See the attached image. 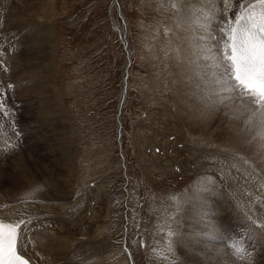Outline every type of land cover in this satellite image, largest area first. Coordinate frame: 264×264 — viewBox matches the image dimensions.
I'll use <instances>...</instances> for the list:
<instances>
[{"label": "rangeland", "instance_id": "374dc122", "mask_svg": "<svg viewBox=\"0 0 264 264\" xmlns=\"http://www.w3.org/2000/svg\"><path fill=\"white\" fill-rule=\"evenodd\" d=\"M190 1L178 0L179 8ZM12 2L20 3L16 12L24 15L32 10L49 13V26L21 32L30 22L22 15L23 22L14 20ZM171 4L172 0H0V41L9 48L0 45V62L7 68L0 67V86L11 110L10 118H0L7 130L0 149L4 151L2 140L7 137L13 145L0 156V207L9 198L51 183L60 187L59 194L71 196L99 177L104 188L100 209L93 210L86 196L83 219L67 222L64 246L78 247L79 260L90 255L82 242L95 245L96 232L102 229L99 239L105 247L99 255L106 264H128L132 258L134 264H225L213 250L216 240L224 246L228 262L247 264V257L237 261L227 251L229 237L243 241L251 254L246 262L264 264L259 252L263 248L264 254V235L250 229L248 221V216L264 220V157L258 145L245 140L243 117L234 119L238 105L220 104L193 82L196 78L183 52L190 49L172 31L185 16L182 10L173 11ZM192 29L186 36L204 30L197 24ZM13 32L22 38L27 32L40 41L32 64L29 57H21L23 73L15 70L16 44L4 39ZM46 48L49 65L35 59ZM188 70L191 76L186 81ZM28 76L33 81L30 87ZM125 77L128 87L121 108ZM8 84L14 87L7 89ZM12 124L19 136L13 134ZM237 155L253 161V167ZM196 165L209 167L214 175L201 179ZM236 197L248 203L244 210ZM197 219L210 227L200 231Z\"/></svg>", "mask_w": 264, "mask_h": 264}, {"label": "bare ground", "instance_id": "6f19581e", "mask_svg": "<svg viewBox=\"0 0 264 264\" xmlns=\"http://www.w3.org/2000/svg\"><path fill=\"white\" fill-rule=\"evenodd\" d=\"M9 1V0H8ZM12 1H16V0H12ZM255 0H248V2L252 3ZM11 2V1H10ZM178 2V0H177ZM186 2V0H185ZM188 2V1H187ZM196 3L194 4V0H191L190 3H188L187 5H183L179 10H180V14H181V10L183 11L182 14L184 13V20L180 23H174L176 26V29H171L173 31L174 36L176 37V40H179L180 43H186L187 47L186 49L189 47V53H188V49L187 50H183L184 55H186L187 58H185L188 62L189 65L191 67V70L193 69L194 65L191 63V61L196 59V53L198 51L199 48H211L213 51H216L217 49L222 48V39H221V32L220 29L224 26L225 20L232 16L233 13L232 12H228L227 15H225L223 13V3L222 0H196ZM14 4V2H12ZM11 3V5H12ZM181 3V2H180ZM179 4V3H178ZM10 5V4H9ZM10 5V6H11ZM182 5V4H181ZM180 5V6H181ZM202 5L204 6H209V7H213L215 8V11L211 13L210 17L206 20V22L203 23V31H201L199 29V33L194 32L196 35H194V33H192L193 35H187V33L191 32L190 30L192 29V25L193 24H197L199 23V21L197 22H193V17L196 15V13L193 11V9L195 8H199ZM20 3L16 2L14 4V6H12L14 8V13H17L16 15V22L20 21V16L22 15L23 17L27 18L25 19L26 21L30 22V23H26V25H22V29L21 32L26 31L28 32V27L30 26H38V27H42L43 24H45L46 26H49V13L47 14V16H44L43 14H41V11H31V14L28 15H24L23 13L20 12H16V9L19 8ZM43 7V6H42ZM9 9V8H8ZM12 9V8H10ZM9 9V10H10ZM43 9L46 10H50L49 8L43 7ZM178 10V12H179ZM11 11V10H10ZM8 11V12H10ZM20 11V9H19ZM174 11V9H173ZM7 12V13H8ZM12 13V12H10ZM121 13V12H120ZM176 15H178L177 13H174ZM14 15V14H12ZM174 17V20L178 19L179 16ZM11 16V15H10ZM181 16V15H180ZM177 17V18H176ZM10 18V17H9ZM176 18V19H175ZM183 18V16L181 17ZM12 21V20H11ZM180 20H178L179 22ZM10 22V21H9ZM23 22V21H20ZM173 22V21H171ZM175 22V21H174ZM21 24V23H20ZM42 24V25H41ZM178 24V25H176ZM172 25V24H171ZM44 26V25H43ZM174 26V25H172ZM12 28V27H11ZM21 26L19 25L18 29H20ZM46 29V27H43ZM182 29L181 32H179ZM16 30V29H14ZM47 30V29H46ZM187 30V32H186ZM10 31V30H8ZM170 31V30H169ZM207 31V33H206ZM26 32V35L24 36V38L19 39L20 41L16 42V37H19L18 35L16 36V32H13V35H6L5 36V40H12L13 43L16 44V48L17 53L16 56L14 57V61L17 63V66H19L17 69H15L16 71L23 73V71L26 69L25 65H21V59L24 58H28L29 57V61L30 64L31 63V58H32V53L39 54V48L37 47L38 44H40V41H38L37 39H34V35L29 36ZM24 33V32H23ZM37 35V34H36ZM40 35V34H39ZM38 35V37H39ZM211 36L212 38L209 39L208 37ZM37 37V36H36ZM35 37V38H36ZM192 37V38H190ZM196 39L200 40L201 43L198 44L196 42ZM209 40V44L208 42H206V40ZM1 40V39H0ZM22 41V43H21ZM5 42V41H3ZM2 41H0V45H4L6 46L7 49H9L7 47L6 44H4ZM9 43V42H8ZM12 43V44H13ZM14 44V45H15ZM26 46V50L24 52V48L23 51L21 52V54H19L20 50L22 49V47ZM11 47V46H9ZM12 48V47H11ZM38 48V50H37ZM15 50V49H14ZM29 51V53L27 52ZM12 54V53H11ZM15 54V53H14ZM27 54H29V56H27ZM49 48H46L42 55L40 57H35V59H37V61L39 60H43L45 61L47 64L50 63L49 62ZM22 57V58H21ZM23 58V59H24ZM17 59V60H16ZM34 59V58H33ZM27 61V60H26ZM34 63V62H33ZM186 63V62H185ZM199 63H203V60H200ZM37 64V63H36ZM35 64V65H36ZM49 65V64H48ZM189 67V66H188ZM49 71V70H48ZM47 71V72H48ZM187 75V71L184 72ZM188 73L190 75H187V78L185 79L186 81L190 78L191 76V71L188 70ZM46 74V73H45ZM47 75V74H46ZM125 75L127 77H129V67L126 68V72ZM49 76V73L48 75ZM192 76L196 79L193 80L194 83L199 84L200 88L203 87V85L200 83V81L198 80L199 78L196 75ZM30 76H28V79L26 78L25 80L28 82L29 87L32 86L33 81L32 79L29 78ZM127 77H125V79L123 80V89H122V95H121V108H123L124 106V102L126 99V93H127V87H128V81H127ZM37 78H39L37 76ZM40 79V78H39ZM46 79V81L48 80L47 77L43 78ZM2 81V80H1ZM31 81V83H30ZM38 81V80H37ZM36 83V82H35ZM46 85V86H45ZM44 85V88L47 87V83ZM49 85V84H48ZM20 86V85H19ZM58 86V85H55ZM53 87V86H52ZM43 88V90L45 91V89ZM48 88L50 89V85L48 86ZM34 89V88H33ZM48 89V90H49ZM53 89V88H52ZM27 90V89H26ZM55 87H54V89ZM52 90V91H53ZM60 90V89H59ZM43 91V92H44ZM53 91V93L55 92ZM58 91V90H57ZM56 91V92H57ZM47 92V91H46ZM51 92V89H50ZM25 93V92H24ZM62 93V91L60 92ZM11 94V93H10ZM48 94H50L48 92ZM47 94V95H48ZM55 94V93H54ZM58 94V93H57ZM56 94V95H57ZM20 96H22L21 94H19ZM45 95V93L43 94ZM42 95V96H43ZM60 95V94H59ZM23 97V96H22ZM22 97H20L22 99ZM55 97V96H54ZM44 98L46 99V97L44 96ZM7 99V98H6ZM8 100V99H7ZM23 100H25V98H23ZM29 102H28V101ZM27 105L28 108L31 109V107L33 106V104H31L30 100L27 99ZM48 100V98H47ZM20 102V101H19ZM17 103V102H16ZM39 103V102H38ZM42 104V103H41ZM41 106V105H40ZM44 106H46V104H44ZM43 106V107H44ZM49 106V105H48ZM22 107V106H21ZM21 107H18L17 110H20L21 113ZM34 107V106H33ZM38 107V106H37ZM15 109V108H14ZM41 109V108H40ZM44 109V108H43ZM42 109V110H43ZM51 109V108H50ZM16 110V111H17ZM46 110V108L44 109ZM58 110V109H57ZM122 110V109H121ZM30 111V110H28ZM51 111V110H50ZM54 113V110H52ZM121 112V111H120ZM18 113V111H17ZM28 113L31 114V112H27L26 115H28ZM44 113H47L44 112ZM56 113V112H55ZM48 114V113H47ZM45 115V114H44ZM50 115V112H49ZM120 115V114H119ZM54 116V115H53ZM42 117V116H41ZM40 117V118H41ZM56 117V116H54ZM10 118V117H9ZM49 118V117H48ZM46 118V120L48 119ZM37 119V117L35 118ZM42 119V118H41ZM50 119V118H49ZM48 119V120H49ZM9 121V120H8ZM20 127L22 125V121L18 122ZM43 125V124H42ZM25 126V125H24ZM27 126V125H26ZM120 126V124H119ZM24 128V127H23ZM27 129V128H26ZM22 132V131H21ZM12 134V133H9ZM27 136V135H26ZM14 137V136H13ZM21 138V137H20ZM8 139V137H7ZM10 139V138H9ZM8 139V141H9ZM12 139V138H11ZM21 141V139H19ZM177 143V142H176ZM179 143V142H178ZM1 146V145H0ZM3 146V145H2ZM3 148V147H2ZM169 149V148H168ZM3 150V149H2ZM0 149V156L2 154H7L9 152L7 151H2ZM70 150V149H68ZM166 150V148H165ZM176 150V148H175ZM181 150V149H180ZM182 151V150H181ZM180 151V152H181ZM187 151V150H184ZM13 152V151H12ZM69 152V151H68ZM176 152V151H175ZM171 153V152H170ZM174 153V152H173ZM178 153V150H177ZM176 153V154H177ZM11 154V153H10ZM14 154V153H13ZM11 154V155H13ZM173 155V154H172ZM175 155V154H174ZM184 155V154H182ZM4 156V155H2ZM161 156V155H160ZM169 156V155H168ZM171 157V155H170ZM185 157V156H184ZM23 158V157H22ZM174 158V157H173ZM168 159V158H167ZM170 159V158H169ZM172 159V157H171ZM183 159V158H182ZM181 159V160H182ZM175 160V159H173ZM177 160V159H176ZM180 160V161H181ZM185 160V159H184ZM175 162V161H173ZM176 163V162H175ZM178 163V162H177ZM183 164V163H182ZM217 165V164H216ZM124 168V167H123ZM180 168V167H179ZM209 167L207 166H202V165H196L194 168V171L198 174V176H200L201 179H203L206 176H212L214 175L210 170H208ZM191 169V168H190ZM182 170V169H181ZM193 171V170H192ZM190 172V171H189ZM96 173V171H95ZM228 177V176H227ZM198 178V177H197ZM230 178V177H228ZM99 180V177L97 180H93L90 181L89 183L85 184L84 186H82L79 190L75 191L73 194H71V196H65L63 194H59V190L60 187L51 183V184H47L45 186L39 187L38 191H36L34 193V195L31 197L30 202L27 203H22V198L26 197L27 195L24 194L22 196H17L14 198H9L11 200L9 201H4V205L6 207H2V210H0V217H6L9 219H18L21 218L20 216H9L10 213H22L23 216L22 218L25 220H31L32 223L28 224L24 227V231H25V238L23 240V245H26V247H23L21 250L23 251L24 255L29 258L30 260L33 261L34 264H106V261L104 259H101V256L99 255L100 250L102 249V247H105L104 244L102 243V240L99 239V236H101L104 232L102 229H98V231L96 232V244L95 245H86L85 242H82L83 244H85L84 246L88 247L89 250V257L85 260H79L77 257V255H79L80 251L78 247H75V250L71 249V247L73 246L72 244L67 245V247L70 249L66 250L67 247L64 246L65 244H67V240H68V235L66 234V227H67V222L70 220H73L75 218H82L81 216L83 213V204L85 203V201L87 200L86 196L90 197V202H89V206L92 205V209L96 210V212L100 209L99 203L101 201H103L104 199V188L102 186H100V183L97 182ZM226 178H224V184L225 183ZM229 184H227L228 186ZM41 186V185H40ZM10 190V189H9ZM226 191V190H225ZM16 193V192H15ZM61 193V192H60ZM87 194V195H86ZM224 196H227L224 192H223ZM106 196V195H105ZM234 198V197H233ZM237 198V197H236ZM1 199V196H0ZM2 203L3 200H0ZM199 201V200H198ZM237 201L240 203V205H242L243 210L247 207L245 206L246 204L248 205V203H243L242 201L239 200V198H237ZM1 205V204H0ZM111 204L109 203V208ZM256 207V206H255ZM242 209V208H241ZM254 209V208H253ZM249 210V209H248ZM257 210V209H256ZM255 211V210H254ZM257 212V211H255ZM199 213V212H198ZM213 214V213H212ZM259 214V213H258ZM202 215V214H201ZM202 218V217H200ZM81 220V219H80ZM198 220V219H197ZM203 220V219H202ZM201 219H199L196 223L199 226V230L205 232V228L206 227H210L209 224H206L205 222H203ZM207 221H209L208 218H206ZM214 221V220H212ZM74 223V222H73ZM76 223V222H75ZM69 225V224H68ZM71 225V224H70ZM189 225V224H188ZM213 226V225H212ZM213 229V228H212ZM215 229V228H214ZM23 231V232H24ZM56 232V233H55ZM30 233L32 234V240L33 243L29 244L28 240H31L30 237ZM207 234V233H206ZM54 236H56V238H53ZM215 236V235H214ZM217 245L213 248V250H216V253L218 252L221 255V260L222 262L225 261V264H232L230 262H228V258H225V253L222 252V247H224L222 245V243H220V240H216ZM79 244V245H82ZM108 244V243H107ZM106 244V245H107ZM259 245V242L258 244ZM222 246V247H221ZM260 247V246H259ZM263 247V245H262ZM125 249V247H124ZM126 250V249H125ZM248 250V249H247ZM249 251V250H248ZM260 253L262 252V256L264 259V254H263V248L261 251H259ZM223 253V254H222ZM228 253V252H227ZM229 254V253H228ZM219 255V256H220ZM126 256V255H125ZM217 256V255H216ZM230 256V254H229ZM40 258V259H38ZM109 258V257H108ZM258 258V257H257ZM126 260V262L128 263L129 261V257L126 256L124 258ZM123 259V260H124ZM107 260V259H106ZM246 260V259H245ZM248 260V258H247ZM246 260V261H247ZM259 260V259H257ZM85 261V262H84ZM110 261V260H109ZM240 261V260H239ZM244 261V263L249 264L248 262ZM249 261V260H248ZM243 262V261H242ZM129 263L134 264V260L132 258V261H130ZM128 263V264H129ZM235 263V262H234ZM114 264H124L122 263V261L120 262H116ZM236 264V263H235ZM251 264V263H250ZM258 264V263H257ZM259 264H262L261 261Z\"/></svg>", "mask_w": 264, "mask_h": 264}, {"label": "snow or ice", "instance_id": "6c2138e0", "mask_svg": "<svg viewBox=\"0 0 264 264\" xmlns=\"http://www.w3.org/2000/svg\"><path fill=\"white\" fill-rule=\"evenodd\" d=\"M222 3L225 15L228 12L233 13L220 29L222 48L216 51L211 48H199L196 59L191 61L194 65L193 73L203 85L201 91L216 98L220 104L232 101L238 105L236 109L238 114L234 119L243 117L245 127L242 133L245 140L258 145L260 155L264 157V0H255L254 3L248 0H222ZM171 7L179 10L177 0H172ZM193 11L196 13L193 22L199 21L197 27L201 28L215 8L202 5ZM200 60H203L202 64L199 63ZM0 67L7 71L2 62ZM6 87L12 89L14 85L8 84ZM6 95L5 88L0 86V118L4 119L11 116ZM6 131L4 124L0 123V138L6 136ZM12 131L14 135L19 136L14 124ZM2 142L4 151L13 147L6 138ZM235 158L250 168L254 165L253 161L243 156L237 155ZM261 187L264 188V184ZM38 190L34 189L32 193L22 198L21 202H30ZM9 216L21 218L0 217V264H30L29 258H26L21 250L26 247L22 244L21 237L24 227L32 221L23 219L22 213H10ZM248 221L250 229L256 230L258 235H264V220H253L248 216ZM167 235L171 238L173 233L169 231ZM228 240L230 242L226 243L225 247L235 260H244L246 257L251 259V254L244 247L242 240L232 237ZM28 243L31 244L33 241L28 240ZM168 250L171 251L170 239Z\"/></svg>", "mask_w": 264, "mask_h": 264}]
</instances>
